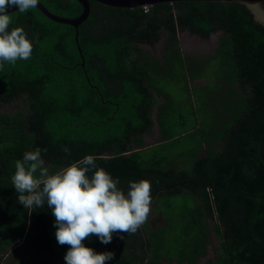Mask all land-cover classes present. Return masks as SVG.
Here are the masks:
<instances>
[{"label":"trees","instance_id":"obj_1","mask_svg":"<svg viewBox=\"0 0 264 264\" xmlns=\"http://www.w3.org/2000/svg\"><path fill=\"white\" fill-rule=\"evenodd\" d=\"M39 1L69 18L83 9L78 0ZM90 5L77 30L37 6L9 13V28L20 25L34 39L30 58L0 69V104L25 106L0 112V264L13 258L64 264L68 246L57 244L50 210L25 209L11 185L15 160L36 147L46 149L41 156L50 172L94 154L96 165L119 177L121 188L130 179L150 180L149 209L157 216L148 211L135 232L114 233L108 244L95 236L82 241L113 251L105 264H264V24L231 2H163L146 12L142 6ZM184 31L203 40L218 33L216 52L230 61L232 97L230 122L216 135L190 142L197 149L189 153V169L165 153L197 127L168 129L157 83L174 63L188 57L189 65L195 62V54L182 52ZM160 43L165 50L159 59L151 51ZM155 121L163 142L147 146L144 135ZM176 194L197 202L182 211L180 234L169 240L171 222L160 199ZM212 233L220 247L213 260L200 263Z\"/></svg>","mask_w":264,"mask_h":264},{"label":"clouds","instance_id":"obj_2","mask_svg":"<svg viewBox=\"0 0 264 264\" xmlns=\"http://www.w3.org/2000/svg\"><path fill=\"white\" fill-rule=\"evenodd\" d=\"M39 0H0V69L32 55L33 38L20 25L9 28V9L24 13ZM68 153L67 146L61 149ZM36 147L25 150L14 162L10 176L16 200L25 209L47 206L53 217L57 244L67 245L64 264H105L111 250L97 251L82 241L95 236L108 244L113 234L135 232L143 223L151 203L149 179H130L121 188L119 177L97 166L94 154H85L58 171L50 172ZM122 238V236H121Z\"/></svg>","mask_w":264,"mask_h":264},{"label":"rangeland","instance_id":"obj_3","mask_svg":"<svg viewBox=\"0 0 264 264\" xmlns=\"http://www.w3.org/2000/svg\"><path fill=\"white\" fill-rule=\"evenodd\" d=\"M181 49L183 53L195 54L194 63L190 64V57L184 61L174 63L173 67L167 68L160 75L157 83L161 88V105L166 108V126L170 131L179 132L186 125L189 130L196 126L197 133L188 135L187 131L179 139L178 147L170 148L165 155L176 165H183L189 169L192 158L189 153L197 149L191 144L199 137L216 135L223 123L230 122V61L224 63L223 57L216 52L218 45V33L212 35L208 40L200 39L188 31L180 34ZM151 51L150 46L142 45ZM162 43L157 44L155 51H151L157 58H161L160 51H164ZM185 58V56H184ZM196 59V60H195ZM193 61H191L192 63ZM158 87V86H157ZM157 89V88H156ZM159 91V87L157 89ZM17 106H25L22 102L0 104V112L12 113ZM194 114L196 115L194 117ZM198 123L197 125H193ZM209 133V134H208ZM197 135V138H196ZM191 142V144H190ZM183 167V168H184ZM161 209L166 218L171 222L166 232L169 240L180 234L179 224L182 211L187 207H194L196 199L187 194H176L160 199ZM152 217L156 210L149 209ZM157 216V215H156ZM211 225L213 222L211 221ZM213 242L218 245V236L213 233ZM206 256V255H205ZM206 258L200 262H205ZM3 264H20L16 258L6 259ZM27 264V263H26ZM32 264V263H29Z\"/></svg>","mask_w":264,"mask_h":264},{"label":"water","instance_id":"obj_4","mask_svg":"<svg viewBox=\"0 0 264 264\" xmlns=\"http://www.w3.org/2000/svg\"><path fill=\"white\" fill-rule=\"evenodd\" d=\"M100 4L110 7L116 8H136L143 5H155L163 2H175V1H214V2H231V3H239L244 5L254 16V18L264 24V0H93ZM78 2L82 5V12L74 18L59 16L52 13L42 2H38L37 7L50 19L70 24L73 27L78 29L79 25L83 23L89 16L91 5L90 0H78ZM9 13L15 11L14 9H9ZM76 40H78V31L76 32ZM81 52V49L79 48ZM84 65V61L82 62Z\"/></svg>","mask_w":264,"mask_h":264},{"label":"crops","instance_id":"obj_5","mask_svg":"<svg viewBox=\"0 0 264 264\" xmlns=\"http://www.w3.org/2000/svg\"><path fill=\"white\" fill-rule=\"evenodd\" d=\"M156 93V92H155ZM161 133H160V130H159V126H158V123L155 121V125L154 127L152 128L151 131L145 133L144 135V142L147 146L149 145H155V144H159V143H162V138H161ZM205 148V146H204ZM203 150V149H202ZM202 151L200 150V153ZM212 235H214L212 233ZM218 238V237H217ZM218 241H219V238H218ZM220 247V241H219V244L216 245L214 244L213 242V236H212V243H210L207 247V251H206V256H202L201 257V260L203 261L206 258V261L205 262H200V263H206L207 261L209 260H213L214 259V256H215V252H216V249Z\"/></svg>","mask_w":264,"mask_h":264},{"label":"built area","instance_id":"obj_6","mask_svg":"<svg viewBox=\"0 0 264 264\" xmlns=\"http://www.w3.org/2000/svg\"><path fill=\"white\" fill-rule=\"evenodd\" d=\"M142 7H143L145 12L148 11V9H149V5H143Z\"/></svg>","mask_w":264,"mask_h":264}]
</instances>
